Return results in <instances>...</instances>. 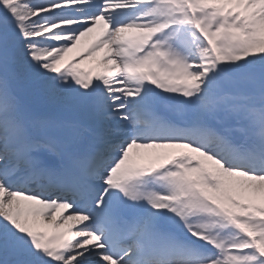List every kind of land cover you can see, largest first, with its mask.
<instances>
[{"label": "snow or ice", "instance_id": "6c2138e0", "mask_svg": "<svg viewBox=\"0 0 264 264\" xmlns=\"http://www.w3.org/2000/svg\"><path fill=\"white\" fill-rule=\"evenodd\" d=\"M0 264H264V0H0Z\"/></svg>", "mask_w": 264, "mask_h": 264}, {"label": "rangeland", "instance_id": "374dc122", "mask_svg": "<svg viewBox=\"0 0 264 264\" xmlns=\"http://www.w3.org/2000/svg\"><path fill=\"white\" fill-rule=\"evenodd\" d=\"M84 47H86V44H85L84 42H82V45L80 46V49H79V50H74V52H76V51L78 52V51H80L81 49H84ZM77 52H76V53H77ZM79 55H80V54H79ZM79 55H78V56H79ZM91 65H92V61H85L83 67H84V68H87V67H90Z\"/></svg>", "mask_w": 264, "mask_h": 264}, {"label": "bare ground", "instance_id": "6f19581e", "mask_svg": "<svg viewBox=\"0 0 264 264\" xmlns=\"http://www.w3.org/2000/svg\"><path fill=\"white\" fill-rule=\"evenodd\" d=\"M86 50V47H84V49H81L80 51H76V52H72V53H69V58H72V57H74V56H78L79 54H81L83 51H85ZM84 65V63L83 64H81L80 65V67H82Z\"/></svg>", "mask_w": 264, "mask_h": 264}]
</instances>
